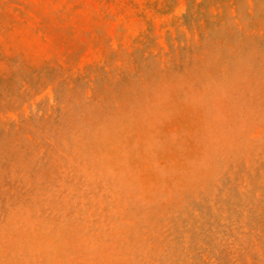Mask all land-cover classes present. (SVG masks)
Instances as JSON below:
<instances>
[{
  "label": "rangeland",
  "instance_id": "obj_1",
  "mask_svg": "<svg viewBox=\"0 0 264 264\" xmlns=\"http://www.w3.org/2000/svg\"><path fill=\"white\" fill-rule=\"evenodd\" d=\"M0 264H264V0H0Z\"/></svg>",
  "mask_w": 264,
  "mask_h": 264
}]
</instances>
